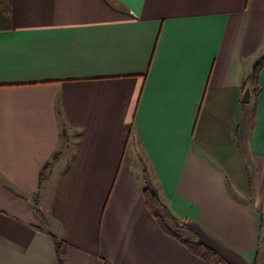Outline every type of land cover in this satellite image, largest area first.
Here are the masks:
<instances>
[{
    "label": "crops",
    "instance_id": "obj_1",
    "mask_svg": "<svg viewBox=\"0 0 264 264\" xmlns=\"http://www.w3.org/2000/svg\"><path fill=\"white\" fill-rule=\"evenodd\" d=\"M11 1L0 264H59L52 234L66 264H264V0ZM147 179L221 263L161 230Z\"/></svg>",
    "mask_w": 264,
    "mask_h": 264
},
{
    "label": "trees",
    "instance_id": "obj_2",
    "mask_svg": "<svg viewBox=\"0 0 264 264\" xmlns=\"http://www.w3.org/2000/svg\"><path fill=\"white\" fill-rule=\"evenodd\" d=\"M13 27V7L11 0H0V31L1 30H8ZM264 63V54L261 55L254 65L253 72L249 75L248 79L244 81V87L246 88L249 84L251 91L255 93L260 92V87L257 82V75L259 72L260 67ZM251 85V86H250ZM59 153L55 154L53 158L54 160ZM51 161L47 162L44 169L46 170ZM43 170V172L45 171ZM148 174L146 173V177ZM150 187L154 186L151 182H146L145 191L147 192V206L151 213L153 214L155 220L157 221L159 227L163 232L166 234L180 240L183 242L186 247L195 255L204 257L206 259L215 261L217 263L222 262L221 256L214 251L212 248L203 244L200 240H194L192 238L196 232L192 229L190 224L187 220L183 218H179L176 216L172 210L166 205L160 198L158 193L153 195L150 191ZM156 191V189L154 188ZM33 205L35 213L39 216V218L45 222L46 217L40 205L39 197H35L33 199ZM54 245H55V252L57 256V260L59 264H66V252H67V242L64 239L57 237L55 234H52Z\"/></svg>",
    "mask_w": 264,
    "mask_h": 264
},
{
    "label": "water",
    "instance_id": "obj_3",
    "mask_svg": "<svg viewBox=\"0 0 264 264\" xmlns=\"http://www.w3.org/2000/svg\"><path fill=\"white\" fill-rule=\"evenodd\" d=\"M250 99H251V89L249 86H247L242 96V102L248 103ZM150 191L153 195L157 194V191H155L153 187H150Z\"/></svg>",
    "mask_w": 264,
    "mask_h": 264
},
{
    "label": "rangeland",
    "instance_id": "obj_4",
    "mask_svg": "<svg viewBox=\"0 0 264 264\" xmlns=\"http://www.w3.org/2000/svg\"><path fill=\"white\" fill-rule=\"evenodd\" d=\"M262 246H264V225H263V232H262ZM263 256H262V259H263Z\"/></svg>",
    "mask_w": 264,
    "mask_h": 264
}]
</instances>
